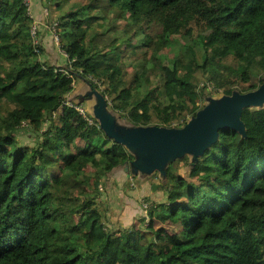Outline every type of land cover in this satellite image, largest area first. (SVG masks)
I'll list each match as a JSON object with an SVG mask.
<instances>
[{
    "label": "trees",
    "instance_id": "trees-1",
    "mask_svg": "<svg viewBox=\"0 0 264 264\" xmlns=\"http://www.w3.org/2000/svg\"><path fill=\"white\" fill-rule=\"evenodd\" d=\"M85 83L129 125L182 128L264 83V0H0V264H264V106L118 228L102 194L134 157L69 102Z\"/></svg>",
    "mask_w": 264,
    "mask_h": 264
},
{
    "label": "water",
    "instance_id": "water-1",
    "mask_svg": "<svg viewBox=\"0 0 264 264\" xmlns=\"http://www.w3.org/2000/svg\"><path fill=\"white\" fill-rule=\"evenodd\" d=\"M90 86L89 83H85L82 88ZM82 88L77 95L80 101L84 94ZM95 95L99 100L95 119L98 121L100 130L124 146L134 157V161L129 165L120 166L116 172L123 171L127 176L130 174L133 176L137 173L145 175L152 172L153 174L156 171L163 181L169 163L183 152L185 145L195 146L198 149V155L194 157L191 152V155L187 154L191 162L201 156L204 150L217 140L218 130L221 128H230L245 136L244 125L240 120L241 110L246 106H264V83L253 92L209 99L204 108L179 129L129 125L107 108L108 103L102 93L95 92ZM77 96L73 95L69 98V102L75 106L79 105L76 101ZM104 108H106L105 111H103ZM226 112L230 113L229 116L222 118ZM210 133L213 135L212 140L205 136ZM136 157L137 161H135ZM152 188L156 190V187L152 186Z\"/></svg>",
    "mask_w": 264,
    "mask_h": 264
},
{
    "label": "rangeland",
    "instance_id": "rangeland-1",
    "mask_svg": "<svg viewBox=\"0 0 264 264\" xmlns=\"http://www.w3.org/2000/svg\"><path fill=\"white\" fill-rule=\"evenodd\" d=\"M37 8L39 9V7L37 6ZM113 17H110V16H106L103 18V22L105 23V25H108V26H112L115 24L116 21H118V16L116 15L117 14V11H113ZM54 18H51L50 21L53 22V23H57V15L53 13L52 15ZM51 42H52V39H51ZM56 45V44H55ZM54 45V46H55ZM172 47H169L168 49L171 50ZM64 59H62L63 61H65V56L63 57ZM81 88L80 85H78L74 92H75V96H77L80 92H81ZM83 89V88H82ZM83 97H82V100L80 101L79 100V96L76 97V101L77 103H79L80 105H82L83 109L85 110L86 114L95 119L96 117V114H95V110L97 109V107L99 106V100L98 98L96 97L95 95V92L96 93H99L101 94L97 89H95L93 86H90V87H86L83 89ZM218 98V97H217ZM203 106L201 105L200 103V107ZM3 108L0 110L2 111ZM106 108L103 109V111H105ZM229 112V110L227 111ZM226 112V114L222 117V118H227L229 116V114ZM122 122V121H121ZM120 124H118L119 126ZM160 127V126H159ZM19 133L17 135L18 137V140L21 142V143H24V144H30V145H33V140H34V135L36 133H34L33 131L30 132L29 129L23 127V128H20L19 130ZM29 134H31V137L29 138ZM205 136H207V139H213V135L212 133L210 134H205ZM185 145V144H183ZM128 153H130L129 150H127ZM183 152L179 155L176 156V159H179V158H184V157H187V154L188 155H191L190 152L193 154V157L198 155V149L197 147L195 146H188V145H185L183 150ZM131 154V153H130ZM135 161H137V157L135 158ZM170 165V164H169ZM182 173V172H181ZM145 175L147 177H145ZM145 175H141L140 173H137L135 175H133L135 177V180H138L139 183L141 182H145V184H147L148 186V191L151 193V194H159L160 196L157 197V198H161L160 200L163 199V201H165V196H163V191L160 189H158V172H154L152 174L149 173V174H145ZM154 176H156V178H154ZM152 186L156 187V190L152 188ZM129 187L127 186V183L125 184V186H122V187H119L117 188L118 191H124V192H129L128 191ZM105 197V194H103L102 196V199L104 202H106V206L108 207L107 211H108V216L112 217L113 220H117L119 214H120V210H121V203H119L118 206L116 205H112L109 203L108 200L104 199ZM150 198V197H149ZM156 198V197H155ZM142 204V200L140 201V206ZM138 225V222L135 223V226Z\"/></svg>",
    "mask_w": 264,
    "mask_h": 264
},
{
    "label": "crops",
    "instance_id": "crops-1",
    "mask_svg": "<svg viewBox=\"0 0 264 264\" xmlns=\"http://www.w3.org/2000/svg\"><path fill=\"white\" fill-rule=\"evenodd\" d=\"M133 176L127 177L123 171H117L112 175V180L104 187L103 194L104 199L108 200L112 205L118 206L121 203L120 214L117 220L120 221L118 228H128L133 226L137 219L141 217L143 211L140 209V201L146 197H156L157 200L161 201V198H157L159 194H151L148 191V186L145 182L139 183L132 178ZM158 184L159 183V179ZM129 187V192L118 191L117 188L125 186ZM102 194V196H103Z\"/></svg>",
    "mask_w": 264,
    "mask_h": 264
},
{
    "label": "built area",
    "instance_id": "built-area-1",
    "mask_svg": "<svg viewBox=\"0 0 264 264\" xmlns=\"http://www.w3.org/2000/svg\"><path fill=\"white\" fill-rule=\"evenodd\" d=\"M147 206H148V204H147V203H143V204H142V208H143L144 210H146V209H147Z\"/></svg>",
    "mask_w": 264,
    "mask_h": 264
},
{
    "label": "clouds",
    "instance_id": "clouds-1",
    "mask_svg": "<svg viewBox=\"0 0 264 264\" xmlns=\"http://www.w3.org/2000/svg\"><path fill=\"white\" fill-rule=\"evenodd\" d=\"M143 203H147V202H145V201H142V204H143ZM147 204H148V203H147Z\"/></svg>",
    "mask_w": 264,
    "mask_h": 264
}]
</instances>
